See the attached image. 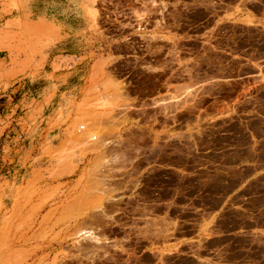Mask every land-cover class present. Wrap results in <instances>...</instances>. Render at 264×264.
<instances>
[{
	"label": "rangeland",
	"instance_id": "374dc122",
	"mask_svg": "<svg viewBox=\"0 0 264 264\" xmlns=\"http://www.w3.org/2000/svg\"><path fill=\"white\" fill-rule=\"evenodd\" d=\"M62 1L0 0V264H264V0H74L37 142Z\"/></svg>",
	"mask_w": 264,
	"mask_h": 264
},
{
	"label": "crops",
	"instance_id": "0c3cea01",
	"mask_svg": "<svg viewBox=\"0 0 264 264\" xmlns=\"http://www.w3.org/2000/svg\"><path fill=\"white\" fill-rule=\"evenodd\" d=\"M74 0H63L60 4H59V9L62 10H58L55 11L56 13L54 14H49V12L53 11L54 9H47V12H42L40 20L43 22L40 23H48V24H54L56 26H60L61 28V32L64 35V39L60 42H58L57 44H55L54 46H52L50 48V50L48 51V59L43 67V69L39 72V75L34 78V79H29V84L30 85H36L35 90L30 93V96H33V98H30L29 100H38L41 99L40 101H43V96L45 97L47 91H51L55 86V95L54 97L50 100L49 103L44 104V109H43V113H42V118L40 120V125L38 126L37 130H40L38 136V141H55V138L57 136H59V134L61 133L62 129H63V125L59 124L60 120H58V113H59V109H61V107H64V101L62 98L63 93H67L68 90H61L62 87L66 86L67 87V81H61V82H54L53 79L52 81H47V79L50 78L51 75H54L55 78H59L62 77L63 75H65L66 73L64 72V74H61L59 76L57 75V72H55V68H54V62L55 59L57 57H70L73 55H69L68 50L66 48V50H64L63 48H60V45H67L69 43V39L70 37L75 36V34L72 32L74 30V27H76V25L78 24L80 26V23L76 20L74 14H68L67 12L73 11V7H75V5L73 4ZM49 6V5H48ZM53 5H51L50 7H52ZM42 11L44 9H41ZM64 11H66V13H64ZM56 15V16H55ZM7 15L3 14V18L5 19ZM59 17V18H58ZM13 18H8L7 20H12ZM6 20V21H7ZM72 33V34H71ZM64 66L62 65V68ZM26 84V83H24ZM45 87V88H43ZM26 94L23 95V100H25L26 98ZM59 96V101L54 99ZM22 100V101H23ZM51 107V108H50ZM62 110V109H61ZM65 112V111H64ZM63 112V114H64ZM27 116V114H26ZM56 124V125H54ZM8 130H4L3 134L4 135ZM10 132V131H9ZM36 139V138H34Z\"/></svg>",
	"mask_w": 264,
	"mask_h": 264
},
{
	"label": "bare ground",
	"instance_id": "6f19581e",
	"mask_svg": "<svg viewBox=\"0 0 264 264\" xmlns=\"http://www.w3.org/2000/svg\"><path fill=\"white\" fill-rule=\"evenodd\" d=\"M76 124V123H75ZM72 127V126H71ZM73 127H74V124H73ZM74 129H76V128H74ZM74 129H71L73 132H74ZM70 132V135H71V133H73V132ZM68 135H69V133H68ZM69 137V136H68ZM64 151V150H63Z\"/></svg>",
	"mask_w": 264,
	"mask_h": 264
}]
</instances>
